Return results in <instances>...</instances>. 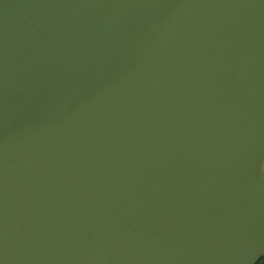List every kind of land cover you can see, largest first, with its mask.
I'll list each match as a JSON object with an SVG mask.
<instances>
[{"label":"water","instance_id":"water-1","mask_svg":"<svg viewBox=\"0 0 264 264\" xmlns=\"http://www.w3.org/2000/svg\"><path fill=\"white\" fill-rule=\"evenodd\" d=\"M264 259V0H0V264Z\"/></svg>","mask_w":264,"mask_h":264},{"label":"snow or ice","instance_id":"snow-or-ice-1","mask_svg":"<svg viewBox=\"0 0 264 264\" xmlns=\"http://www.w3.org/2000/svg\"><path fill=\"white\" fill-rule=\"evenodd\" d=\"M261 264H264V261H262Z\"/></svg>","mask_w":264,"mask_h":264},{"label":"rangeland","instance_id":"rangeland-1","mask_svg":"<svg viewBox=\"0 0 264 264\" xmlns=\"http://www.w3.org/2000/svg\"><path fill=\"white\" fill-rule=\"evenodd\" d=\"M262 261H260L258 264H261Z\"/></svg>","mask_w":264,"mask_h":264},{"label":"trees","instance_id":"trees-1","mask_svg":"<svg viewBox=\"0 0 264 264\" xmlns=\"http://www.w3.org/2000/svg\"><path fill=\"white\" fill-rule=\"evenodd\" d=\"M264 261V260H263Z\"/></svg>","mask_w":264,"mask_h":264}]
</instances>
